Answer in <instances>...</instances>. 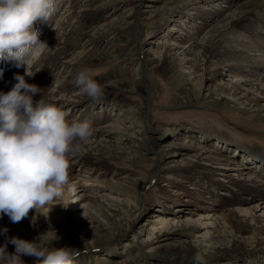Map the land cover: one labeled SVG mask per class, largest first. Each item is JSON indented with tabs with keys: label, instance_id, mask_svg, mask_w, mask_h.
Returning a JSON list of instances; mask_svg holds the SVG:
<instances>
[{
	"label": "rangeland",
	"instance_id": "obj_1",
	"mask_svg": "<svg viewBox=\"0 0 264 264\" xmlns=\"http://www.w3.org/2000/svg\"><path fill=\"white\" fill-rule=\"evenodd\" d=\"M250 2L55 0L53 26L40 20L34 27L64 55L55 67H40L44 48L29 75L59 93L51 103L68 120H87L95 133L73 157L71 190L66 185L43 215L0 218V231L9 230L0 246L52 228L60 237L53 246L78 248V264H194L197 253L206 264H264V199L254 210L260 202L240 190L247 179L264 190V160L253 159L264 155V88L256 90L264 70L247 77L264 64V33L263 47L244 50L249 60L235 70L215 57L218 39H211L238 13L244 17L235 29L259 41L248 26L264 25L256 19L264 17V0L255 8ZM9 65L0 79L5 93L25 75ZM82 69L105 87L99 103L75 85ZM245 79L236 93L232 87ZM210 154L221 163L206 160ZM228 163L234 184L221 173Z\"/></svg>",
	"mask_w": 264,
	"mask_h": 264
},
{
	"label": "clouds",
	"instance_id": "obj_2",
	"mask_svg": "<svg viewBox=\"0 0 264 264\" xmlns=\"http://www.w3.org/2000/svg\"><path fill=\"white\" fill-rule=\"evenodd\" d=\"M55 11V0H0V61L34 76L30 68L48 47L34 25L43 20L53 26ZM25 75L17 74L12 89L0 92V218L7 215L13 223L22 222L33 210L43 215L40 210L60 199L66 185L71 190L70 160L95 131L87 120H68L65 111L46 100L44 89L28 83ZM74 83L93 102L105 98V87L87 69L75 74ZM38 94L42 98L37 101ZM8 231L4 228L0 235ZM59 239L52 228L32 241L7 237L0 246V264H25L23 256L34 257L36 264H78L79 249L54 247ZM8 244L15 246L14 252L8 251ZM193 260L206 264L199 253Z\"/></svg>",
	"mask_w": 264,
	"mask_h": 264
},
{
	"label": "bare ground",
	"instance_id": "obj_3",
	"mask_svg": "<svg viewBox=\"0 0 264 264\" xmlns=\"http://www.w3.org/2000/svg\"><path fill=\"white\" fill-rule=\"evenodd\" d=\"M253 2L248 4H245L248 6V8L250 7H257L258 4V0H252ZM209 2V1H208ZM252 5V6H251ZM137 14H139V12L137 11ZM243 14H238V13H234L233 16H230V18L227 20L226 23H224V25L222 26V28L216 29L213 31L212 35H211V39H218V45L216 47V51H214L215 57L219 60H223L222 62L225 63L226 61L228 62H232L231 66H233V70L235 69H239V67L242 65H244L245 63H247V61L249 60V57L246 56L244 54V50H246L247 48L249 49H261L263 46L261 45V43L263 44L262 40H263V33H264V25H261L260 27L258 26V23H253L255 22V20L250 21L252 23L251 26H248V28L250 29V31H254L253 28L256 27V31L258 30V33H256L259 36V41L258 40H249V38H247V36H243L242 33L238 32V30L235 29V27L237 26V24H239V22L242 20V18L244 16H242ZM257 16V15H256ZM258 21H260V23L264 24V17H257L256 18ZM258 27V28H257ZM82 29L85 30L86 35L89 34V31L87 30L88 28L86 27H82ZM198 32V31H197ZM89 37H92V35H89ZM194 40V41H193ZM191 41H193L190 46L188 47V51L192 50V48L194 47L195 44V39L194 37L191 38ZM176 43H178V40H175ZM47 46L49 47H45V53L43 54L44 57H41L40 60L42 61H38L41 62L42 65H40V67L43 66H48V67H55L56 66V61H59V59L61 58V56H63V52L61 51V49L57 48L56 45H54L52 42L50 43H46ZM185 47V48H187ZM202 49H205V47H202ZM175 50V49H174ZM176 50L181 51V49L176 48ZM63 59V58H62ZM69 59V58H68ZM56 60V61H54ZM64 60V59H63ZM236 61H239L238 64H234ZM149 62V59H148ZM5 65L8 66L10 63L7 61H4ZM4 67V66H3ZM10 67V65H9ZM230 67V66H228ZM23 68L20 69H16L15 73H18L20 70H22ZM257 69V71H255ZM260 70H264V64L262 62H259L257 64L256 68H251L250 71L247 74L248 76L254 75L256 73V75L259 76V71ZM6 72L8 71L5 70ZM0 72H4L3 68ZM27 80L28 83L30 84H35L37 86H39L40 88L44 89V94H45V98L48 102H52V101H56V100H60L62 99L59 95L58 92H48V84L45 80H42V78L38 75L34 76V77H27L25 78ZM252 80H250L251 82ZM240 83V82H239ZM249 83L248 79H245L243 84H236L235 86H233L232 88L236 91L239 90H243V86L247 85ZM264 88V76L260 79L257 80L256 82V90L257 89H261ZM53 90V89H52ZM55 90V89H54ZM0 92H5L4 90L0 89ZM59 95V96H58ZM73 97V96H72ZM36 98V99H35ZM41 99V95H37L36 97H34L35 100L37 99ZM67 98V97H66ZM99 131V130H98ZM100 132V131H99ZM95 133V132H94ZM97 136V134H95ZM101 135V134H100ZM95 136V137H96ZM100 137V136H99ZM93 139V138H92ZM206 155V154H205ZM203 156V154H202ZM74 158H72L70 160V166H73V164L75 163V161L73 160ZM205 159L207 160H218L221 163L220 159H217L215 157H213L211 154L209 156H205ZM253 159L257 162H261L264 160V155L260 154V153H256L253 156ZM227 167L221 168L223 169L221 171L222 175L225 176V178L227 179L228 183H232L234 184V182L236 181L234 179V177L229 174L228 170H231V163L225 164ZM241 166V165H240ZM221 175V174H220ZM251 179H247L245 181H247L248 183H245V185L243 186V188H241V192H244L246 194H249L247 200L251 199V200H257L260 203L254 207V210H257L259 207L263 206V199H264V190L261 189L262 187H260L259 185L255 184V181L249 182ZM201 195V194H200ZM241 200H245V198L243 199H236L233 201H241ZM188 201V200H186ZM254 203V202H253ZM207 207H204V209ZM233 212V211H232ZM234 214V213H233Z\"/></svg>",
	"mask_w": 264,
	"mask_h": 264
}]
</instances>
